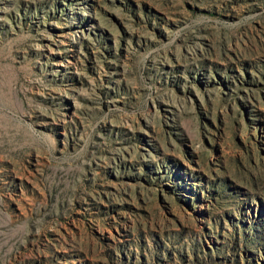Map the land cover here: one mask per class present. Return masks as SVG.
<instances>
[{"label":"rangeland","instance_id":"1","mask_svg":"<svg viewBox=\"0 0 264 264\" xmlns=\"http://www.w3.org/2000/svg\"><path fill=\"white\" fill-rule=\"evenodd\" d=\"M0 264H264V0H0Z\"/></svg>","mask_w":264,"mask_h":264}]
</instances>
